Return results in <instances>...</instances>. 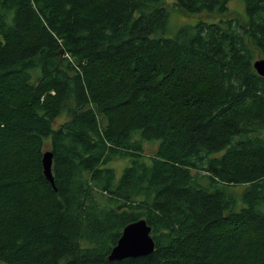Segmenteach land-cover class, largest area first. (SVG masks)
<instances>
[{
  "label": "trees",
  "instance_id": "trees-1",
  "mask_svg": "<svg viewBox=\"0 0 264 264\" xmlns=\"http://www.w3.org/2000/svg\"><path fill=\"white\" fill-rule=\"evenodd\" d=\"M240 1L0 0V264H264V0ZM140 219L155 250L110 260Z\"/></svg>",
  "mask_w": 264,
  "mask_h": 264
},
{
  "label": "water",
  "instance_id": "water-1",
  "mask_svg": "<svg viewBox=\"0 0 264 264\" xmlns=\"http://www.w3.org/2000/svg\"><path fill=\"white\" fill-rule=\"evenodd\" d=\"M257 73L264 77V59L253 63ZM43 167L46 177L53 179V153L46 151L43 155ZM152 228L145 219H140L126 225L117 244L113 247L109 259L122 260L128 257H138L151 254L155 250V240L151 234Z\"/></svg>",
  "mask_w": 264,
  "mask_h": 264
},
{
  "label": "rangeland",
  "instance_id": "rangeland-1",
  "mask_svg": "<svg viewBox=\"0 0 264 264\" xmlns=\"http://www.w3.org/2000/svg\"><path fill=\"white\" fill-rule=\"evenodd\" d=\"M174 12H175V14H172L170 19H169L170 25H171L173 30L176 28L178 29L179 27L183 26L184 24H186V25L193 24L196 21L194 18H190L191 16H187V15L183 14L182 12H178V11H174ZM243 13H244V3L241 2L240 0H233V2L230 4V9L227 11V15L229 17H237V16L241 17L243 15ZM211 18H217V17L211 15ZM240 21L241 22L245 21L244 16L240 18ZM260 59H264V56H262V54L260 52H258L255 56L254 61L260 60ZM254 61L252 62V65H253ZM253 68H254V65H253ZM254 70L257 71L255 68H254ZM146 152L147 153L154 152V147L153 146L148 147L146 149ZM120 165L121 164H117L116 166H120ZM120 170H118V173H120ZM262 209L264 210V206L262 207Z\"/></svg>",
  "mask_w": 264,
  "mask_h": 264
}]
</instances>
